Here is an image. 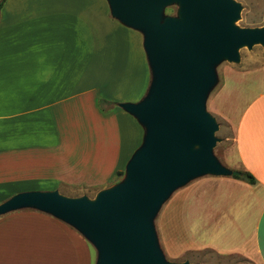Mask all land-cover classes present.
Wrapping results in <instances>:
<instances>
[{
    "label": "crops",
    "instance_id": "crops-1",
    "mask_svg": "<svg viewBox=\"0 0 264 264\" xmlns=\"http://www.w3.org/2000/svg\"><path fill=\"white\" fill-rule=\"evenodd\" d=\"M16 23L0 20V204L27 191L72 197L80 193L74 190L105 187L131 157L123 151L121 127L141 125L123 108L97 109L94 87L70 73L83 65L65 53L80 48L34 43L40 28ZM111 32L117 34L111 50L118 53L120 27ZM57 68H65L60 77ZM66 88L75 92L60 95ZM212 105L232 129L229 169L250 173L255 183L209 174L175 189L160 207L158 244L164 255L178 231L176 243L185 236L183 254L192 255L168 261L199 264L198 254L212 252L264 264V64L226 73ZM61 121L67 136L59 134ZM43 180L53 184L41 186ZM91 246L96 252L80 231L49 213L25 208L0 215V264H95Z\"/></svg>",
    "mask_w": 264,
    "mask_h": 264
},
{
    "label": "water",
    "instance_id": "water-1",
    "mask_svg": "<svg viewBox=\"0 0 264 264\" xmlns=\"http://www.w3.org/2000/svg\"><path fill=\"white\" fill-rule=\"evenodd\" d=\"M168 1L107 0L114 18L143 33L153 74L142 100L120 103L145 128L125 179L93 201L27 191L0 204V215L32 208L72 225L96 248L95 264H190L165 259L152 217L175 189L195 177L240 174L212 154L217 124L204 101L214 82L211 64L223 57L238 61L240 46H264V27L235 25L240 5L234 0H178L180 18L159 22Z\"/></svg>",
    "mask_w": 264,
    "mask_h": 264
},
{
    "label": "rangeland",
    "instance_id": "rangeland-1",
    "mask_svg": "<svg viewBox=\"0 0 264 264\" xmlns=\"http://www.w3.org/2000/svg\"><path fill=\"white\" fill-rule=\"evenodd\" d=\"M234 1L240 5L239 16L234 22L235 25L251 28L264 27V0ZM179 8L180 3L178 0H170L164 3L158 14L159 22H163L167 18L179 19ZM14 14V17L10 16ZM2 15L3 17L9 16V20L16 18L18 22L16 27H20L19 29L40 28V35H38L40 39L38 42L34 41V43L43 45L46 42H53L67 49L71 48V46H76L77 49L80 48L79 52L70 50L65 53L67 56L73 57V59L77 58V64L78 61H81V65H83L82 68H71L70 73H75L85 78L86 81L88 80V83L86 82L84 86L94 87L95 105L101 112L107 113L114 108L119 109L121 108L120 103L136 102L147 94L153 74L143 47V33L131 27L129 29L128 26H124L116 18H113L110 15L107 0H6L0 10V20ZM12 24L14 25V23ZM117 26L120 27L121 31L118 34L121 40L118 53L115 50H111L115 44L113 40L117 37V34H113L111 31ZM48 29L55 31L53 36H47L52 33ZM30 40L32 38H22L24 43L26 41L30 42ZM238 55V61H231L223 57L211 64L214 82L207 90L204 101L205 110L215 118V123L217 124V129L214 131L215 144L212 147V154L220 164L227 168H230L227 159L232 153L233 133L231 126L213 112L212 102L224 82L226 73L264 64V46L262 44H254L250 48L246 45L240 46ZM84 64H86V67ZM63 71H65V68H57L56 75L60 77ZM74 92L66 88L60 95L63 96ZM77 117L73 115L71 118ZM59 119H62V117H59ZM63 123L62 121L59 122L57 128L60 136H67L65 134V126L68 124L67 122ZM121 128L124 144L123 151L127 147L129 152L132 151V156L134 151L140 146V143L142 144L143 142L141 138L145 135V128L143 125L140 128L138 124H135V127L127 126L124 128L122 126ZM67 129L70 130L69 126H67ZM124 131H129L130 135H134L131 140H127L129 133L126 132L124 135ZM122 172V175L116 176L101 189L88 187L82 191L74 190V192H80L75 193L77 194L75 196H63L70 198L86 197L93 201L100 191L111 189L125 179L126 164L123 166ZM51 184L53 183L50 180L41 181V186L49 187ZM62 191L72 192L69 189H63ZM160 207L151 219L159 242V221L163 206L161 209ZM174 236L177 239L180 233L177 231ZM181 237L182 239H179L178 243H176L175 238L174 240L171 239L172 241L170 240L168 250H164L166 260H174L177 256L182 258L185 255L189 258L191 257L190 255L192 254H183L188 249L185 248L188 243L185 236L181 235ZM91 251L96 261L98 253L94 251L92 246ZM198 256L199 264H256L237 255L202 252Z\"/></svg>",
    "mask_w": 264,
    "mask_h": 264
},
{
    "label": "trees",
    "instance_id": "trees-1",
    "mask_svg": "<svg viewBox=\"0 0 264 264\" xmlns=\"http://www.w3.org/2000/svg\"><path fill=\"white\" fill-rule=\"evenodd\" d=\"M5 2H6V0H0V10L2 9V7H3ZM122 174H123L122 171H117L116 172L117 176L122 175ZM233 177L239 178V179H243V180H245V181H247V182H249L251 184L255 183L254 177L248 172H242L241 171L239 175H236V176H233Z\"/></svg>",
    "mask_w": 264,
    "mask_h": 264
},
{
    "label": "bare ground",
    "instance_id": "bare-ground-1",
    "mask_svg": "<svg viewBox=\"0 0 264 264\" xmlns=\"http://www.w3.org/2000/svg\"><path fill=\"white\" fill-rule=\"evenodd\" d=\"M198 146H194L193 148L196 149Z\"/></svg>",
    "mask_w": 264,
    "mask_h": 264
}]
</instances>
